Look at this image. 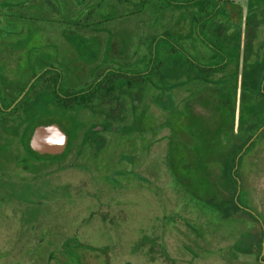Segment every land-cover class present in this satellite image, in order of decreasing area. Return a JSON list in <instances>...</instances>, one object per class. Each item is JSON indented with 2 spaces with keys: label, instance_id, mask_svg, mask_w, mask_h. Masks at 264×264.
<instances>
[{
  "label": "flooded vegetation",
  "instance_id": "flooded-vegetation-1",
  "mask_svg": "<svg viewBox=\"0 0 264 264\" xmlns=\"http://www.w3.org/2000/svg\"><path fill=\"white\" fill-rule=\"evenodd\" d=\"M74 6L87 28L41 29ZM93 14L136 27L88 29ZM262 147L264 0H0V264H198L255 246L264 264L245 191ZM144 194L164 223L132 245Z\"/></svg>",
  "mask_w": 264,
  "mask_h": 264
},
{
  "label": "rangeland",
  "instance_id": "rangeland-1",
  "mask_svg": "<svg viewBox=\"0 0 264 264\" xmlns=\"http://www.w3.org/2000/svg\"><path fill=\"white\" fill-rule=\"evenodd\" d=\"M68 16L72 15L71 13H66ZM63 17H61L62 19ZM65 20V19H63ZM62 21L57 20H50V21H41V29H53L51 31V35H56L54 33L55 30L65 28ZM143 23L139 22L141 28H148L146 23V16H142ZM84 21V20H83ZM90 26L88 29H132L136 27V22L132 23V18L122 17L120 16L119 19H109L108 21H103L100 23V18L96 17V15H92L91 18L88 20ZM93 23V24H91ZM87 27H79L78 29H85ZM50 33V32H49ZM50 34H46L45 36L42 35L41 37V44L42 46L48 45H55L57 46L59 42L54 41L53 36ZM45 54L50 57L49 60H54L52 57L57 58L59 56V52H55V50L48 49L46 51L42 48ZM61 55V54H60ZM62 56V55H61ZM49 61V62H50ZM74 115V114H73ZM260 158L257 161V165H253L252 167H247L248 172L245 173V191L248 193V203L253 207L259 214L263 217L264 220V147L261 148L259 152L256 153L255 159ZM259 162V163H258ZM255 163V164H256ZM132 245H134L139 237L141 236V231L143 232V236H147L152 230V227H156L157 230L161 229L163 218L161 214L158 212V208L155 206V202L150 199L148 195H143V197L137 198L136 196L132 195ZM253 226L257 228V224L253 222ZM160 233V232H159ZM239 240V239H238ZM245 246H250L247 239L244 240ZM247 241V242H246ZM238 242V241H237ZM235 249V248H234ZM239 249V248H237ZM247 251V250H245ZM254 253L248 257L241 256H199L195 261L198 264H257V257L259 254L258 246L254 247ZM240 253H244L241 250ZM176 258H183V264H186V261L189 260L187 256H173ZM264 260V255L262 256ZM142 264H170L167 259H158L156 262L144 261Z\"/></svg>",
  "mask_w": 264,
  "mask_h": 264
},
{
  "label": "trees",
  "instance_id": "trees-1",
  "mask_svg": "<svg viewBox=\"0 0 264 264\" xmlns=\"http://www.w3.org/2000/svg\"><path fill=\"white\" fill-rule=\"evenodd\" d=\"M81 5H78V7H80ZM73 16L72 17H68V18H63L65 20H63V24L65 26V28H79V27H85L87 25V22L86 21H83L84 19L82 18L83 17V11L82 10H77L76 9V6L73 7ZM93 24V23H91ZM96 24H101L100 23H96ZM90 25V24H89ZM74 38V37H73ZM86 101L85 100H82L80 99L79 100V104L81 103H85Z\"/></svg>",
  "mask_w": 264,
  "mask_h": 264
},
{
  "label": "water",
  "instance_id": "water-1",
  "mask_svg": "<svg viewBox=\"0 0 264 264\" xmlns=\"http://www.w3.org/2000/svg\"><path fill=\"white\" fill-rule=\"evenodd\" d=\"M57 129L55 127H41V149L45 152H50L54 146L55 136L54 133Z\"/></svg>",
  "mask_w": 264,
  "mask_h": 264
}]
</instances>
